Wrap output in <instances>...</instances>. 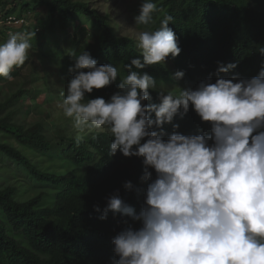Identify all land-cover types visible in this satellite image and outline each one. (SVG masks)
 <instances>
[{
	"label": "trees",
	"instance_id": "trees-1",
	"mask_svg": "<svg viewBox=\"0 0 264 264\" xmlns=\"http://www.w3.org/2000/svg\"><path fill=\"white\" fill-rule=\"evenodd\" d=\"M0 0L6 10L2 18H24L36 6V24L42 30L39 39L32 41L28 59L14 67L12 79L0 77V264H114V236L128 221L134 229L140 222L109 211L101 220L107 198L119 190V195L138 213L143 205V174L141 157H124L119 151L110 156L112 137L109 133L77 131L69 126L48 132V112L31 122L32 102L40 88L33 86L46 72L57 76L62 96L74 63L71 51L79 55L88 51L97 64H112L118 69L116 83L86 94L85 100L102 97L106 101L118 91L116 84L127 75L125 64L140 56L137 40L120 34L109 12H102L87 0ZM158 11L141 31H155L166 15L173 17L168 27L176 37L181 52L169 55L164 64L136 69L157 80V90L195 88L211 75L214 83L219 77L252 78L264 64V0H153ZM34 12V11H33ZM139 15V6L136 9ZM35 13V12H34ZM70 28L73 31L70 35ZM37 29V28H36ZM71 36V37H69ZM62 37V38H61ZM59 40H62L60 43ZM219 64L235 63L236 68L216 74ZM28 67V72L24 69ZM35 67V68H34ZM176 71L184 77L174 80ZM52 75V74H51ZM18 79H21L19 82ZM14 87L4 91L3 85ZM151 101L159 103L156 92ZM173 124L179 125L173 128ZM68 127L69 135L65 133ZM165 139L174 131L184 135L210 134V124L202 122L191 109L183 117L177 115L163 126ZM51 159H50V158ZM55 159L54 161L50 160ZM7 161L6 162H4ZM9 162L16 165L10 167ZM61 168V169H57ZM21 170L28 182L18 179ZM152 179H155V172ZM130 181L135 190H125ZM98 205L99 212L94 211Z\"/></svg>",
	"mask_w": 264,
	"mask_h": 264
},
{
	"label": "clouds",
	"instance_id": "clouds-1",
	"mask_svg": "<svg viewBox=\"0 0 264 264\" xmlns=\"http://www.w3.org/2000/svg\"><path fill=\"white\" fill-rule=\"evenodd\" d=\"M156 11L153 0H142L135 25H147ZM172 20L166 15L155 31L136 34L140 56L124 65L127 75L107 101L85 97L116 83L117 67L98 66L88 51L70 53L73 75L58 107L79 132L106 130L112 137L110 156L119 151L141 157L140 181H150L138 213L119 190L107 198L101 220L111 211L141 224L134 229L123 221L127 226L111 241L118 257L114 264H264V64L255 77L225 79L218 74L237 65L218 62L214 83L209 75L194 89L157 90V80L132 69L179 55L177 37L168 27ZM34 36L10 33L0 43V77L12 79L13 68L28 59ZM258 51L264 55V47ZM184 75L176 71L173 79ZM153 91L159 103H144ZM190 107L210 124V134L174 131L165 139L163 126ZM123 188L141 192L130 181ZM94 211H101L98 205Z\"/></svg>",
	"mask_w": 264,
	"mask_h": 264
},
{
	"label": "rangeland",
	"instance_id": "rangeland-1",
	"mask_svg": "<svg viewBox=\"0 0 264 264\" xmlns=\"http://www.w3.org/2000/svg\"><path fill=\"white\" fill-rule=\"evenodd\" d=\"M30 3V6L33 7L35 5L34 0H27ZM90 1L93 6L98 7V9L102 12H109L110 16L113 19V22L115 25H118L119 28H117L120 32V34L127 35L130 37L136 36L139 30L138 25H135L134 17L137 16L136 9L142 2V0H87ZM6 6L5 4L0 5V43L5 42L8 39V36L10 33H35V36L32 38L30 43L32 41H36L40 38L42 34L41 28L37 26L36 22V13H41L44 10V7L39 5L36 6L33 11L27 12L26 16H22L24 18H14V16L8 17L7 19L2 18L3 14L5 13ZM37 28V29H36ZM73 31V28H70V35ZM71 37V36H69ZM62 38V37H61ZM136 39V38H135ZM61 43L62 40H59ZM31 52V48L29 50V53ZM43 66L46 69V72H43L44 76L37 82L33 84V86L40 88V95L39 98L35 101L30 99L29 96H23L21 99L22 101H30L34 105V108L30 115L26 117L27 122H31L33 120L38 119L41 115H43L44 111L48 112L49 118H48V124L47 129L48 132H52L54 129L59 128L60 130L61 125H63V128L66 125V121H70V128L73 127V121L70 118H66L63 115L62 109L58 107L60 103H62V100L64 96H62L61 88L58 86L57 83V76L53 75L55 72H49L48 67L51 69V67L46 64V62H43ZM35 68V67H34ZM24 73L28 72V67L24 69ZM52 74V75H51ZM20 82L21 79H18ZM14 84L7 83L3 85V90H9L10 88H13ZM68 127L66 126L65 133L66 135H69V131L67 130ZM63 131V129H62ZM86 131V130H85ZM99 131V130H92L88 131V135L91 133ZM108 133L106 130L101 131ZM50 158V157H49ZM51 159V158H50ZM47 158V160H50ZM50 160V161H54ZM4 162L7 163V161L4 160ZM10 167H15L16 165H13V163L9 162ZM61 169V168H57ZM18 179L21 178V180L28 182L27 177L25 174L19 170L18 171ZM31 184V182H28Z\"/></svg>",
	"mask_w": 264,
	"mask_h": 264
}]
</instances>
